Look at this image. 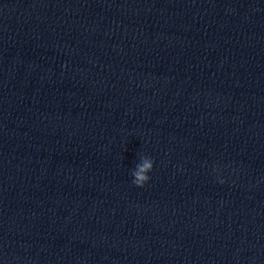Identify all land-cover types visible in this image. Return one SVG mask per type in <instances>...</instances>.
Returning a JSON list of instances; mask_svg holds the SVG:
<instances>
[{"label": "clouds", "instance_id": "obj_1", "mask_svg": "<svg viewBox=\"0 0 264 264\" xmlns=\"http://www.w3.org/2000/svg\"><path fill=\"white\" fill-rule=\"evenodd\" d=\"M137 169L134 173L133 183L138 187H143L144 184L150 179L147 175L153 169V163L150 159H144L142 165H138Z\"/></svg>", "mask_w": 264, "mask_h": 264}]
</instances>
